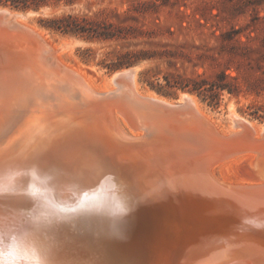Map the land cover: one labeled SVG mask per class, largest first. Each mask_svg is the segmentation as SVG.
I'll return each instance as SVG.
<instances>
[{
    "label": "bare ground",
    "instance_id": "obj_1",
    "mask_svg": "<svg viewBox=\"0 0 264 264\" xmlns=\"http://www.w3.org/2000/svg\"><path fill=\"white\" fill-rule=\"evenodd\" d=\"M27 20L28 15L0 5V199L4 200L0 201V231L6 230L8 236L6 241L0 240L5 245L8 240L12 242L11 245L15 246L12 254L19 256L14 261L2 256L0 264H146L145 257L142 259L143 253L133 245L135 209L121 200L103 197L106 182H100L69 204L50 192L36 193L30 203L29 196L23 191L27 189L26 180L35 165L39 164L29 181L42 176L41 181L47 182L50 175L58 173L48 150L62 140L78 136L80 128L91 121L89 115L73 117L65 114L68 107L66 111L63 109L65 106L60 105L75 90L103 96L104 100L106 97L105 123L122 137H138L143 133L131 108L132 99L136 96L167 99L154 91L141 90L139 68L117 71L103 85L94 86L77 67L63 60L62 51L70 42L60 45L52 42ZM120 90L130 92L131 98L108 97ZM180 97L181 102L189 101L218 130L219 125H215L216 121L200 106L195 95L185 92ZM230 111L228 131H237L246 122L259 129V124L249 121L235 108ZM173 146L175 161L164 166L152 163L151 167L158 174L156 179H161L163 171L168 174L165 177L171 178L170 184L175 179V186L180 185L185 194L196 195L188 210L193 214L191 222H198V231L185 245L186 253L206 256L239 237L238 234H246L243 227L252 229L251 232L263 229L262 208L253 209L250 214L241 213L232 209L227 198L203 182L199 171L203 158L214 177V168L228 159L193 154L190 150L189 153L186 146L194 148L188 145ZM247 157L251 166L255 155L248 154ZM42 162L46 164L40 165ZM225 180L230 181L226 177ZM251 181L250 170V178L244 182ZM65 184L73 187L77 183L68 181ZM204 196L209 197L210 202H204ZM230 216L238 222L225 227V230H217L216 223ZM247 260L248 264L254 263L252 259ZM207 263L208 259L198 264Z\"/></svg>",
    "mask_w": 264,
    "mask_h": 264
},
{
    "label": "water",
    "instance_id": "obj_2",
    "mask_svg": "<svg viewBox=\"0 0 264 264\" xmlns=\"http://www.w3.org/2000/svg\"><path fill=\"white\" fill-rule=\"evenodd\" d=\"M130 68H140V65L125 69ZM155 93L167 100L146 96H136L131 100V108L143 131L138 137L117 136L115 128L106 125V97L104 100L103 96L75 90L62 101L60 105L65 106L63 109H69H65V114L73 117L89 115L91 121L80 128L78 136L72 137V140H62L48 150V156L58 169L55 176L50 175L47 182L41 181L42 176L29 181L39 164L34 166L26 180L27 189L23 191L29 196V202L36 193L43 195L50 192L63 202L73 203L80 194L91 191L100 182H106L103 197L121 200L135 209L132 240L134 247L143 253L142 259L145 257L146 264H198L207 259V264H248L247 259H252L253 264H264V227L262 230L257 228L256 232L243 227L246 234H238L239 237L215 248L206 256L186 253L185 245L198 231V222H191L193 214L188 210L196 195L185 194L180 185L175 186V179L171 185V178L165 177L168 174H164L162 167H159L161 179H156L158 174L151 167L152 163L164 166L177 159L173 154V144L192 146L194 150L187 146L185 150L193 154L212 155L219 160L254 154L250 183L227 182L217 175L214 177L204 158L199 171L203 182L227 198L232 209L245 214H250L253 209L264 210V122L258 123L248 118L260 125L258 130L246 122L239 130L228 131L231 124L229 119L225 131L215 122L217 130L189 101L181 102L180 95L177 99H170ZM117 96L131 98L126 90H120L117 94L112 92L108 97ZM45 164L42 162L40 165ZM68 181L77 184L69 187L65 184ZM204 200L210 202L207 196H204ZM234 222L233 216L221 219L216 223L217 230H225V227H232L238 221ZM5 231H0V239L6 241L8 236ZM7 242L5 245L0 240V260L2 256L10 261L18 260L19 256L12 254L15 246L9 240Z\"/></svg>",
    "mask_w": 264,
    "mask_h": 264
},
{
    "label": "rangeland",
    "instance_id": "obj_3",
    "mask_svg": "<svg viewBox=\"0 0 264 264\" xmlns=\"http://www.w3.org/2000/svg\"><path fill=\"white\" fill-rule=\"evenodd\" d=\"M0 5L28 15V23L43 31L52 42L59 45L65 41L70 42V45L62 51L63 60L67 64L77 67L94 86L103 85L104 81L115 71L121 70L110 72L99 63L102 61L111 62V58L116 52L127 48H150L158 43L195 44L206 45L216 51L220 48L221 42L215 36L233 30H240L242 40L252 47L259 48L264 44V0H80L72 5L62 2L60 5H47L39 9L15 8L3 3ZM140 5H142V13L137 10ZM103 9L108 10V13L116 11L121 14L123 17L118 19L114 14L109 13V19L117 23L133 25L137 23L133 18L138 17L139 24L143 29L154 31V33L151 37L148 34H143L137 37L130 36L121 41H99L88 40L79 34L61 33L45 26V20L54 15L63 13L93 15ZM105 16L106 14L99 17ZM247 35L255 38L248 40ZM86 48H90L91 51L86 52ZM84 56L89 58V61H84ZM150 64L149 61L134 64L140 65L138 70L139 87L145 92L155 91L141 77V72ZM151 80L154 84L159 83L157 76L152 77ZM182 92L190 91L178 90L173 96L160 95L177 99ZM198 99L200 106L224 131L229 125L231 108H235L241 115L261 123L241 111L250 103L251 97L240 96L237 98L226 93L223 95L219 107H211L199 97ZM126 128L128 129V126ZM247 155L241 154L224 161L223 165H217L214 168L215 176L217 175L223 180L226 177L230 180L228 182L248 180L250 178V161H248Z\"/></svg>",
    "mask_w": 264,
    "mask_h": 264
},
{
    "label": "trees",
    "instance_id": "obj_4",
    "mask_svg": "<svg viewBox=\"0 0 264 264\" xmlns=\"http://www.w3.org/2000/svg\"><path fill=\"white\" fill-rule=\"evenodd\" d=\"M78 1L0 0V3L15 8L39 9L47 5H60L62 2L72 5ZM141 6L137 10L142 13ZM109 13L118 19L123 17L116 11ZM109 13L106 9L93 15L63 13L48 17L45 26L61 33L79 34L88 40L99 41H121L143 34L151 37L154 33L145 31L138 17L133 18L136 24L126 25L110 20ZM104 14L105 17H99ZM215 37L221 42L216 51L206 45L155 43L150 48L119 50L111 62L102 61L99 65L112 72L149 61L150 66L141 72V77L157 93L173 96L178 90L190 91L211 107H219L226 93L237 98L251 97L250 103L241 111L252 119L264 122V44L259 48L248 45L242 40L240 30L223 32ZM253 38L247 35L248 40ZM85 51L91 49L86 48ZM83 59L89 61L86 56ZM156 76L158 84L151 80Z\"/></svg>",
    "mask_w": 264,
    "mask_h": 264
}]
</instances>
